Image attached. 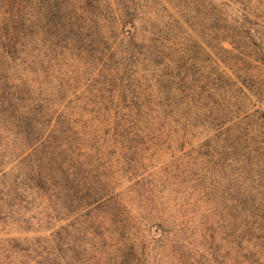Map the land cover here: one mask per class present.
Returning <instances> with one entry per match:
<instances>
[{
    "label": "trees",
    "instance_id": "trees-1",
    "mask_svg": "<svg viewBox=\"0 0 264 264\" xmlns=\"http://www.w3.org/2000/svg\"><path fill=\"white\" fill-rule=\"evenodd\" d=\"M218 1L0 0V223L53 226L0 264H264V0Z\"/></svg>",
    "mask_w": 264,
    "mask_h": 264
},
{
    "label": "rangeland",
    "instance_id": "rangeland-1",
    "mask_svg": "<svg viewBox=\"0 0 264 264\" xmlns=\"http://www.w3.org/2000/svg\"><path fill=\"white\" fill-rule=\"evenodd\" d=\"M77 0H66V3L69 4H73L75 3ZM81 1V0H79ZM215 3H217L218 5L220 4L218 0H213ZM254 4V3H253ZM78 5V3H77ZM82 5H86L85 0H82ZM219 9L225 13V15L227 14L228 11L232 10V9H226L225 6L219 5ZM170 10V14H173L172 17L168 16V13L165 12H161L158 13L156 12L154 9H147V8H143V10L141 11V17L144 19H159L161 21H163V19H186L184 18L177 10L174 9H169ZM227 16V15H226ZM92 19V15L90 16ZM228 18V17H227ZM232 21H234L233 19H229L228 18V22L230 24H233ZM193 38L195 40H199L200 42H203L202 36H196V33H193ZM192 38V39H193ZM244 57V56H243ZM249 56H245L244 60L248 61H252V57L248 58ZM238 63L240 62V65H245L246 62L242 61L241 59H237ZM255 75H258L257 77H260L258 80L264 79V68L262 71L259 72V70H253L252 72ZM80 80L79 83L81 85V88L79 89V93L82 96H86L87 95V91H86V86L83 85V81ZM256 91V89L254 90ZM250 93V92H249ZM79 94V95H80ZM237 97L240 101H238L239 105L243 104L244 105V110L248 109L250 110L252 107V104H258V98L256 96V94H249V99H245L242 97V95L237 94ZM262 109L264 110V103L262 104ZM256 108H254L251 113H254ZM255 114V113H254ZM258 117V114L254 116V119H256ZM193 147H197V145L199 144V142L194 141L193 142ZM174 146H176V143L174 144ZM187 149H189V146L187 147ZM20 152V150H17ZM169 156L164 155L163 160L168 159ZM37 204H30L28 205V210H26L25 212H21V215H23L27 220H30V227H28V225H24V224H15L13 225L12 223H10V221L8 222V224H3L0 223V239L4 240V243L6 244L8 241V238L11 237H17L21 240H24L25 237L28 238L29 242H35V239L37 237H44L50 234L51 230L50 228L53 227L52 225H50L49 223H47V218H46V214L44 212V210L42 208H38ZM56 222V221H55ZM54 222V223H55ZM60 222H56L55 224H57L59 226ZM156 232H154L153 230V234H155ZM20 259H18L19 261Z\"/></svg>",
    "mask_w": 264,
    "mask_h": 264
}]
</instances>
